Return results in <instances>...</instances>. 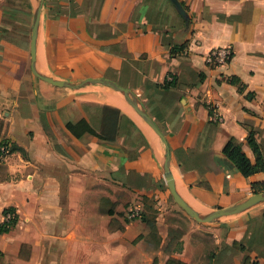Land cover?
I'll return each mask as SVG.
<instances>
[{
  "label": "crops",
  "instance_id": "1",
  "mask_svg": "<svg viewBox=\"0 0 264 264\" xmlns=\"http://www.w3.org/2000/svg\"><path fill=\"white\" fill-rule=\"evenodd\" d=\"M176 1L0 0L5 264H264V200L198 223L168 191L163 141L121 93L31 71L40 6L35 72L129 91L167 142L182 200L199 214L237 206L264 188V172L243 176L223 154L232 142L254 164L251 135L264 158V0ZM218 47L232 58L208 67Z\"/></svg>",
  "mask_w": 264,
  "mask_h": 264
},
{
  "label": "water",
  "instance_id": "2",
  "mask_svg": "<svg viewBox=\"0 0 264 264\" xmlns=\"http://www.w3.org/2000/svg\"><path fill=\"white\" fill-rule=\"evenodd\" d=\"M170 2L179 10L180 6L177 3L176 0H170ZM40 10L41 7L39 6L36 9V13H35V21H34V26L32 29V35H31V43H30V59H31V71L32 73L38 77L39 79H41L42 81L56 86V87H69V88H79V87H84L87 85H94V84H100L103 85L105 87H109L112 90L121 93V95L124 97V99L126 100V102L131 106V108L141 117V119L150 127V129L163 141L165 148H166V152H165V159H164V165H163V175H164V179L168 188V191L173 199V201L192 219H194L195 221H197L198 223H209L212 222L214 220H217L219 218L222 217H227V216H231V215H236V214H240L248 209H250L251 207H253L254 205L262 202L264 200V192L260 193V194H255L252 195L250 198H248L245 202L231 207V208H226V209H218V210H213V211H209L207 213L204 214H199L197 213L195 210H193L189 205H187L182 198L177 194V192L174 189V184H173V177L170 173L169 170V153L167 150V142L165 140V138L162 136V134L159 132V130L157 129V127L155 126V124L152 122V120L147 116V114L145 113V111L141 108L140 104L138 103V101L135 99V97L127 90L120 88L119 86H117L114 83H111L107 80L104 79H87L82 81L79 85L77 86H73L70 85L67 82L64 81H57L54 79H46V78H42L40 77L34 70V63H35V47H36V35H37V29L39 26V16H40Z\"/></svg>",
  "mask_w": 264,
  "mask_h": 264
},
{
  "label": "trees",
  "instance_id": "3",
  "mask_svg": "<svg viewBox=\"0 0 264 264\" xmlns=\"http://www.w3.org/2000/svg\"><path fill=\"white\" fill-rule=\"evenodd\" d=\"M168 87L169 85L164 86V88H168ZM247 142H248L249 147L253 149V152L256 157V162L254 164H252L243 154L241 149L235 146L232 142H229L225 146L223 150V154L235 165L237 170L243 176H249L251 174L258 173V172H264V158L260 155L251 135L249 136ZM253 190L255 194H260L264 192V188L256 189L255 187H253ZM8 212H12V211L6 210L4 211V214ZM14 223H15V218L8 222H4L2 226L0 227V233L9 232L11 228L13 227ZM0 257H2L1 254H0Z\"/></svg>",
  "mask_w": 264,
  "mask_h": 264
},
{
  "label": "built area",
  "instance_id": "4",
  "mask_svg": "<svg viewBox=\"0 0 264 264\" xmlns=\"http://www.w3.org/2000/svg\"><path fill=\"white\" fill-rule=\"evenodd\" d=\"M232 58V52L229 47H218L212 49L208 54L204 56V62L208 67H222L225 66ZM167 82L172 81V77L168 76L166 77ZM210 120L212 123H221L223 121V118L221 114L219 113V110L217 107H210ZM11 154V148L7 142H1L0 143V165L5 163ZM140 216L139 211L134 210L131 211L127 215V219L129 221L134 220ZM15 218V214L13 212H8L5 214V222H8Z\"/></svg>",
  "mask_w": 264,
  "mask_h": 264
},
{
  "label": "rangeland",
  "instance_id": "5",
  "mask_svg": "<svg viewBox=\"0 0 264 264\" xmlns=\"http://www.w3.org/2000/svg\"><path fill=\"white\" fill-rule=\"evenodd\" d=\"M0 264H5V260L0 257Z\"/></svg>",
  "mask_w": 264,
  "mask_h": 264
},
{
  "label": "bare ground",
  "instance_id": "6",
  "mask_svg": "<svg viewBox=\"0 0 264 264\" xmlns=\"http://www.w3.org/2000/svg\"><path fill=\"white\" fill-rule=\"evenodd\" d=\"M128 110V109H127ZM130 112V111H129Z\"/></svg>",
  "mask_w": 264,
  "mask_h": 264
}]
</instances>
